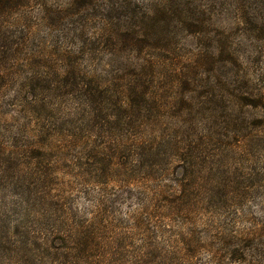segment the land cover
I'll return each instance as SVG.
<instances>
[{"label": "rangeland", "instance_id": "rangeland-1", "mask_svg": "<svg viewBox=\"0 0 264 264\" xmlns=\"http://www.w3.org/2000/svg\"><path fill=\"white\" fill-rule=\"evenodd\" d=\"M2 19L19 65L0 79V264H89L73 238L96 217L128 233L140 190L180 214L105 264H264V0H29ZM133 138L152 147L138 166Z\"/></svg>", "mask_w": 264, "mask_h": 264}, {"label": "trees", "instance_id": "trees-1", "mask_svg": "<svg viewBox=\"0 0 264 264\" xmlns=\"http://www.w3.org/2000/svg\"><path fill=\"white\" fill-rule=\"evenodd\" d=\"M28 2L29 0H0V16L8 14L16 7L26 6ZM111 5L114 7V2H111ZM2 23L3 19L0 20V24ZM24 44L25 39L22 43L18 42L16 44L15 50H20ZM10 56L11 55L8 56L7 47L0 45L1 80L9 81L16 73L15 69L19 63L14 64L17 59L14 57L11 58ZM26 64L30 65V62L26 61ZM131 142L132 147L130 153L136 160V165L134 166H138V164H141L144 158L151 151V142L146 140H136L135 138H133ZM98 163L103 164L104 158L102 157ZM99 172L100 170L97 171V174H102V172ZM131 173L134 172L131 171ZM138 193V199L141 201V208L129 218V225L127 226L128 233L123 230L121 232H117L114 230L115 225L112 223V221L103 220L101 217H96L90 224V229L85 227L79 234H77V236L73 238V246L72 248H69L70 252L67 253H71L72 251V254H75L76 259L81 257L89 264H105L107 261V255L112 254L110 252L111 247H123L122 240L127 241V239H130L134 241L136 237L139 236V242L136 245H140V247H137L135 251L142 249L143 247L150 246L149 243L152 238V233L154 235V232L163 231L160 225L162 212H160V209L157 205L152 204L151 200L148 199V193H145L144 190H140ZM178 201H180L179 198L168 200L163 215L171 217L172 215L175 216L180 214L179 204L181 202ZM108 230H111V236L109 238H102L101 233ZM113 234L117 236L114 238V240H112ZM94 252H97L96 256L92 255ZM69 255L72 257L71 254ZM134 257L135 260H133L131 264H143V260L140 256L136 255Z\"/></svg>", "mask_w": 264, "mask_h": 264}]
</instances>
